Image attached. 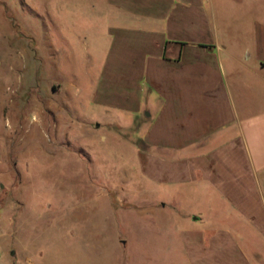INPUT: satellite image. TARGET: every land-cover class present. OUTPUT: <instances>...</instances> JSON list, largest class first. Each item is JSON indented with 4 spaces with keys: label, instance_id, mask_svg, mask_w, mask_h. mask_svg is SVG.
<instances>
[{
    "label": "crops",
    "instance_id": "1",
    "mask_svg": "<svg viewBox=\"0 0 264 264\" xmlns=\"http://www.w3.org/2000/svg\"><path fill=\"white\" fill-rule=\"evenodd\" d=\"M95 5L88 105L100 111L82 120L85 134L129 151L142 181L164 193L132 207L169 215L189 264H264V0ZM13 184L0 166V264H36L12 226L22 205ZM176 201L185 210L161 211Z\"/></svg>",
    "mask_w": 264,
    "mask_h": 264
},
{
    "label": "rangeland",
    "instance_id": "2",
    "mask_svg": "<svg viewBox=\"0 0 264 264\" xmlns=\"http://www.w3.org/2000/svg\"><path fill=\"white\" fill-rule=\"evenodd\" d=\"M98 2L0 0V166L22 198L12 226L36 264H189L170 216L132 207L163 191L142 181L129 151L85 134L82 120L100 111L88 105ZM172 204L161 211L188 203Z\"/></svg>",
    "mask_w": 264,
    "mask_h": 264
}]
</instances>
